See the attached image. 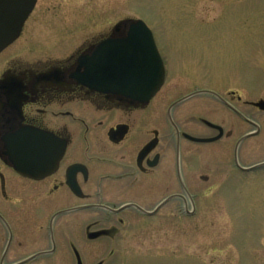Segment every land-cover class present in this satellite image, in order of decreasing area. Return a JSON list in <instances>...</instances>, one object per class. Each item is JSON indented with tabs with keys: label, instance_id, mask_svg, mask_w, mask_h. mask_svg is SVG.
<instances>
[{
	"label": "flooded vegetation",
	"instance_id": "af4514ba",
	"mask_svg": "<svg viewBox=\"0 0 264 264\" xmlns=\"http://www.w3.org/2000/svg\"><path fill=\"white\" fill-rule=\"evenodd\" d=\"M113 29L62 58L0 53V264L51 259L60 248L85 264L86 242L113 238L128 216L168 220L172 206L183 218L225 214L235 235L264 232V216L258 229L247 220L264 215V78H166L165 68L157 94L178 79L168 90L177 99L157 107V94L139 103L97 91L79 81L78 61L123 35ZM18 131L63 150L54 171L32 178L13 170L3 148ZM77 214L83 232L63 238L55 226ZM29 228L37 234L27 236ZM96 232L104 235L91 240Z\"/></svg>",
	"mask_w": 264,
	"mask_h": 264
},
{
	"label": "rangeland",
	"instance_id": "374dc122",
	"mask_svg": "<svg viewBox=\"0 0 264 264\" xmlns=\"http://www.w3.org/2000/svg\"><path fill=\"white\" fill-rule=\"evenodd\" d=\"M137 20L152 32L165 60L166 78H264V0H38L22 36L4 53L18 59L28 53L32 59L62 58L108 35L119 22ZM33 45L41 50H26ZM172 81L154 98V106L177 99L168 94ZM206 196L199 194L200 199ZM173 207L168 220H162V213L154 219L125 217L113 238L86 242L79 252L82 260L85 264H264V232L258 238L242 231L235 235L237 228L230 226L225 214L220 213L217 221L210 210L183 218ZM252 214L247 220L258 229L262 222L257 218L264 215ZM85 222L78 214L67 216L55 229L65 239L72 233L78 239ZM42 227L46 235L45 223ZM101 228L105 227L92 230ZM27 232L37 234L35 228ZM43 240L39 249L48 245ZM31 264H75V260L60 248L53 258Z\"/></svg>",
	"mask_w": 264,
	"mask_h": 264
},
{
	"label": "water",
	"instance_id": "95a60500",
	"mask_svg": "<svg viewBox=\"0 0 264 264\" xmlns=\"http://www.w3.org/2000/svg\"><path fill=\"white\" fill-rule=\"evenodd\" d=\"M35 4L36 0H0V53L19 38ZM120 31L121 37L106 39L90 57H81L76 75L81 83L94 90L148 103L159 92L165 78L152 32L140 20L119 22L113 32ZM23 134L18 131L8 136L3 148L13 170L32 178L54 171L63 150L53 151L49 136L31 131ZM102 235L104 232H96L89 238L94 240Z\"/></svg>",
	"mask_w": 264,
	"mask_h": 264
}]
</instances>
